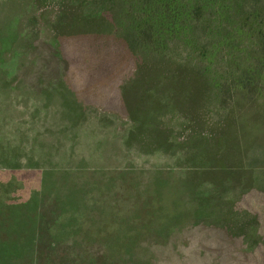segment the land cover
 <instances>
[{
	"label": "rangeland",
	"instance_id": "374dc122",
	"mask_svg": "<svg viewBox=\"0 0 264 264\" xmlns=\"http://www.w3.org/2000/svg\"><path fill=\"white\" fill-rule=\"evenodd\" d=\"M164 1L0 0V264H264V78Z\"/></svg>",
	"mask_w": 264,
	"mask_h": 264
},
{
	"label": "trees",
	"instance_id": "16d2710c",
	"mask_svg": "<svg viewBox=\"0 0 264 264\" xmlns=\"http://www.w3.org/2000/svg\"><path fill=\"white\" fill-rule=\"evenodd\" d=\"M174 1L180 6L176 8L181 9L184 13H189V9H192V7H185V4L191 6L198 4L193 8L200 6L199 0ZM168 2L164 0H137L136 6L142 12V17L135 16L136 20L129 22L130 31L126 32L124 37H176L173 34L181 31L180 26H177L179 23L165 25L163 22L169 9ZM218 3L220 5L217 7V15L225 19L226 22L222 21L219 25L217 24V28L214 29L216 32L214 37H224L227 40L226 43L231 47V54L234 53V50L235 52L239 51L237 58L245 55L247 66L250 69L249 75L246 74L244 79L239 77L235 82L242 87L246 84L256 83L255 80L258 82L259 79L264 78V36H262L264 31V0H218ZM225 7L228 10H230L229 8L236 10L228 11ZM171 11L173 12V7ZM193 12L192 9L191 14ZM234 13H236L237 19ZM241 15L244 16V23H242ZM193 24L192 20L187 23V25L192 26V31L199 29L200 33L205 34L208 29L206 28L208 27L206 21L196 23L195 26ZM189 30L190 27L186 26V32ZM134 31L136 34L132 35ZM235 32L249 33L248 42H238V38L241 36L234 35Z\"/></svg>",
	"mask_w": 264,
	"mask_h": 264
}]
</instances>
